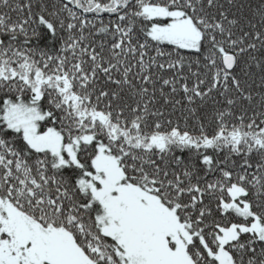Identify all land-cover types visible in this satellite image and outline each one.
Returning <instances> with one entry per match:
<instances>
[{
	"label": "snow or ice",
	"instance_id": "snow-or-ice-1",
	"mask_svg": "<svg viewBox=\"0 0 264 264\" xmlns=\"http://www.w3.org/2000/svg\"><path fill=\"white\" fill-rule=\"evenodd\" d=\"M0 264H264V0H0Z\"/></svg>",
	"mask_w": 264,
	"mask_h": 264
}]
</instances>
